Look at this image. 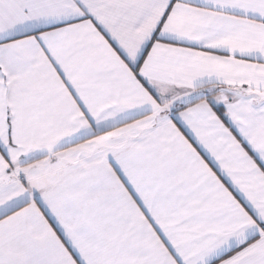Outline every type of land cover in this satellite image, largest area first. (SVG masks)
<instances>
[{
	"label": "snow or ice",
	"instance_id": "6c2138e0",
	"mask_svg": "<svg viewBox=\"0 0 264 264\" xmlns=\"http://www.w3.org/2000/svg\"><path fill=\"white\" fill-rule=\"evenodd\" d=\"M0 264H264V0H0Z\"/></svg>",
	"mask_w": 264,
	"mask_h": 264
}]
</instances>
